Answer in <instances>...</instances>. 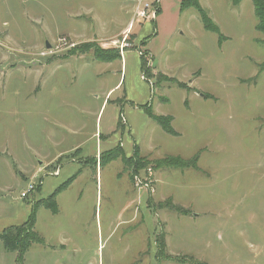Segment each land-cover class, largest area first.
Listing matches in <instances>:
<instances>
[{"label":"rangeland","instance_id":"374dc122","mask_svg":"<svg viewBox=\"0 0 264 264\" xmlns=\"http://www.w3.org/2000/svg\"><path fill=\"white\" fill-rule=\"evenodd\" d=\"M200 1L221 41L181 0H0V235L35 206L41 239L22 264H264L262 23L251 0ZM122 58L125 98L96 122L120 78L103 64ZM95 131L110 133L100 153ZM18 263L0 241V264Z\"/></svg>","mask_w":264,"mask_h":264},{"label":"trees","instance_id":"16d2710c","mask_svg":"<svg viewBox=\"0 0 264 264\" xmlns=\"http://www.w3.org/2000/svg\"><path fill=\"white\" fill-rule=\"evenodd\" d=\"M251 1H252V6L254 8L255 19H257L258 23H262L260 24L262 27H258L257 31L264 32V0H251ZM240 2L241 0H232V5L236 6ZM186 8H192L194 10H197L200 14L202 25H204V28L210 33L214 32L218 34V39L220 41L222 40L219 35L218 28L214 24H212L211 21L207 18L205 13L202 11L200 6L198 5L197 0H193V1L182 0L180 3V10H184ZM143 64L144 63H142V67L144 66ZM145 72H147V70ZM141 108L143 109L147 117H149L152 121H155L164 132H166L167 134L168 133L175 134V132H173L171 128V121H172L171 117L164 118V117L156 116V115L151 114L149 108L147 107H141ZM117 149L120 150V152H122L120 148H117ZM113 159H116V158L113 157ZM122 161H124V163H127V164L131 163L134 166V169H137V170L145 168V166L142 165L141 158L137 155L136 150L134 151V154L131 158H125L122 153ZM70 179L66 181L65 183H63L59 188H57L51 194V197L53 198L54 201L57 197L56 195L59 192H61L63 188H65L69 183H71ZM44 207L54 212L56 210L55 204L44 205ZM35 210H36V207L33 206L28 220L22 226H20L19 228H15V229L5 230L4 233L0 235V241L3 243L7 251L17 253V258L19 261L18 264L23 263L22 256L32 244L41 243L40 237L37 235V233L34 230L35 216H36Z\"/></svg>","mask_w":264,"mask_h":264},{"label":"crops","instance_id":"0c3cea01","mask_svg":"<svg viewBox=\"0 0 264 264\" xmlns=\"http://www.w3.org/2000/svg\"><path fill=\"white\" fill-rule=\"evenodd\" d=\"M182 1V0H181ZM242 1V0H241ZM181 3V2H180ZM199 4H200V6H201V1L199 0ZM239 5V4H238ZM237 6V5H236ZM202 7V6H201ZM252 8H253V6H252ZM179 10H180V7H179ZM181 11H183V10H181ZM210 20L212 21V19H211V17H210ZM216 25V24H215ZM203 26V25H202ZM216 27L218 28V26L216 25ZM218 30H219V28H218ZM220 32V31H219ZM218 39V38H217ZM218 41H219V39H218ZM78 63H81L80 65H87V66H89V64H83L81 61H78ZM93 64V63H92ZM98 64V63H97ZM103 65H107V67H108V69H110V71H111V73L113 74V75H115L117 72L118 73H120V78H119V81L114 85V86H112V87H109L105 92H103V94H102V96H103V99H102V101L100 102V107L98 108V110H97V113H96V122L98 121V117H99V114H100V112L102 111V109L104 108V106L106 105L107 106V104H109L110 102H112V103H117V104H120L119 102H121V100L122 99H124L125 98V95L122 97V99H115V100H111V97H112V95H113V92L112 91H115L116 89H117V87L119 86V84H120V82H121V79H122V75H123V73H124V71H125V69H126V65L124 64V60H123V58L121 59V64L119 65V66H114V64L113 63H111V62H109V63H105V64H103ZM95 97H96V95H95ZM126 101V100H125ZM130 103V102H129ZM131 106H133L134 108H137L136 107V105L134 104V103H131L130 104ZM142 106H144V105H142ZM83 108V107H82ZM83 109H87V108H83ZM90 109V108H89ZM84 110V113H87V112H89V111H85ZM143 110V109H142ZM144 112V111H143ZM145 114V113H144ZM118 115H120V116H122V113H121V111L119 112V114ZM146 115V114H145ZM119 116V117H120ZM147 116V115H146ZM150 119V118H149ZM125 122H126V120H125ZM124 122V123H125ZM119 127H121V130H123L122 129V125H120V123L118 124V129H119ZM94 136L96 135V136H103L102 138V140L101 139H97V149H98V151H99V153L100 152H102V150L100 149V148H98V146H100L101 147V144L104 142H106L107 141V138L110 136V133H107V134H105V135H103L102 133H98L97 131H95V133L93 134ZM132 140H133V138H132ZM134 142V141H133ZM62 144V142H56V147H59L60 145ZM81 143L79 142V143H77V144H74V145H70V146H68L67 148V150H65L64 152H62V151H60V152H58V153H56L53 157H50V155H48L47 157H44V156H42L40 153H38L37 155H36V158L38 159V165H39V167H40V163H43V164H45V160H46V164L47 163H53V161L55 160V159H58L59 157H61L62 155H65L66 153L67 154H69V153H72L73 151H76L77 150V148H81ZM118 145L120 146V149H122V147H121V144L120 143H118ZM117 145V146H118ZM137 145H133V151H132V153L129 155V156H127L126 154H125V152H124V149H122V153H123V156L125 157V158H131L132 156H133V154H134V151L136 150V147ZM116 147V146H115ZM71 148V149H70ZM108 150H110V148L108 149ZM43 161V162H42ZM48 161V162H47ZM24 167V170L23 171H21V174L23 175V176H25L27 173L28 174H32L33 173V171L31 172L30 171V169L29 168H27V167H29V165H27V167H25V166H23ZM25 168H27V169H25ZM32 170H34V169H32ZM25 174V175H24ZM77 174V173H76ZM75 174V175H76ZM11 175H12V172H11ZM75 175H73V176H75ZM78 178V174H77V176L73 179V181L71 182V184L76 180ZM65 182V181H64ZM70 184V185H71ZM62 185V184H61ZM69 186V185H68ZM67 186V187H68ZM64 191V190H63ZM61 194V193H60Z\"/></svg>","mask_w":264,"mask_h":264},{"label":"built area","instance_id":"2783aa9c","mask_svg":"<svg viewBox=\"0 0 264 264\" xmlns=\"http://www.w3.org/2000/svg\"><path fill=\"white\" fill-rule=\"evenodd\" d=\"M149 8H150V5L144 4V6L142 7V10H141V16H145L146 13H148ZM151 15L154 18L157 15V10L153 9ZM137 54L139 56L142 55L141 52H139V51L137 52ZM141 79L144 80V77L142 76ZM123 122H125L124 118H123ZM151 177H152V170L150 168H148L147 169V175L144 177L145 181L142 183V185L145 187H151V184L153 183V180ZM35 187H36V183H34V182L29 183L27 185V188L20 192L19 197H21L22 199L26 198L27 195L31 194L34 191Z\"/></svg>","mask_w":264,"mask_h":264},{"label":"water","instance_id":"95a60500","mask_svg":"<svg viewBox=\"0 0 264 264\" xmlns=\"http://www.w3.org/2000/svg\"><path fill=\"white\" fill-rule=\"evenodd\" d=\"M47 47H49V46L47 45Z\"/></svg>","mask_w":264,"mask_h":264}]
</instances>
